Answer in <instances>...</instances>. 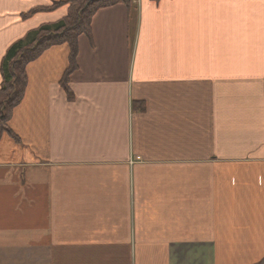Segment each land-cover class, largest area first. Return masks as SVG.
<instances>
[{
    "label": "crops",
    "instance_id": "0c3cea01",
    "mask_svg": "<svg viewBox=\"0 0 264 264\" xmlns=\"http://www.w3.org/2000/svg\"><path fill=\"white\" fill-rule=\"evenodd\" d=\"M62 1L0 0V89ZM91 30L71 99L67 44L27 67L0 142V264L264 259V0H133Z\"/></svg>",
    "mask_w": 264,
    "mask_h": 264
},
{
    "label": "trees",
    "instance_id": "16d2710c",
    "mask_svg": "<svg viewBox=\"0 0 264 264\" xmlns=\"http://www.w3.org/2000/svg\"><path fill=\"white\" fill-rule=\"evenodd\" d=\"M69 5L66 17L53 24L42 25L28 33L26 38L15 42L3 58L1 73L3 77L0 89V142L4 134L17 140V136L9 127L14 110L22 103L28 86L27 67L36 61L48 49L67 44L70 48L69 67L66 70L61 85L68 97L73 94L68 87L71 74L77 67L79 38L92 35V21L98 11L122 4L132 9L133 0H65L55 3L51 9ZM49 8H39L31 11L29 16L37 11ZM256 264H264V259Z\"/></svg>",
    "mask_w": 264,
    "mask_h": 264
}]
</instances>
